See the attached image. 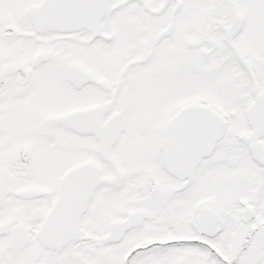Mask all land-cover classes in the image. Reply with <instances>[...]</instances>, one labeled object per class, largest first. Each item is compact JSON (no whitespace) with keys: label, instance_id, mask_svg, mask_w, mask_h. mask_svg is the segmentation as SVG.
Masks as SVG:
<instances>
[{"label":"snow or ice","instance_id":"6c2138e0","mask_svg":"<svg viewBox=\"0 0 264 264\" xmlns=\"http://www.w3.org/2000/svg\"><path fill=\"white\" fill-rule=\"evenodd\" d=\"M0 264H264V0H0Z\"/></svg>","mask_w":264,"mask_h":264}]
</instances>
